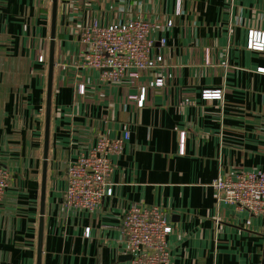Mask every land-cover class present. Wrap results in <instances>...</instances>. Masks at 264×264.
<instances>
[{
  "label": "crops",
  "instance_id": "0c3cea01",
  "mask_svg": "<svg viewBox=\"0 0 264 264\" xmlns=\"http://www.w3.org/2000/svg\"><path fill=\"white\" fill-rule=\"evenodd\" d=\"M135 19L155 23L163 72L112 84L81 67L84 27ZM52 20L53 0H0V163L11 176L0 264H122L133 205L165 210L168 264H264V218L212 185L264 170V51L248 48L249 31L264 33V0H57L42 214ZM125 133L112 195L93 212L67 209L69 163Z\"/></svg>",
  "mask_w": 264,
  "mask_h": 264
},
{
  "label": "built area",
  "instance_id": "2783aa9c",
  "mask_svg": "<svg viewBox=\"0 0 264 264\" xmlns=\"http://www.w3.org/2000/svg\"><path fill=\"white\" fill-rule=\"evenodd\" d=\"M179 3L181 0H177ZM155 23L143 19L118 21L108 26L96 22L81 31L80 52L82 68L101 72L104 82L118 84L125 78H138L141 74L163 72L162 54H153L151 33ZM172 22H168L170 27ZM164 45L165 41L162 40ZM248 48L264 51V33L254 30L248 34ZM44 56L39 61L44 62ZM163 87V77L155 81ZM81 94L84 89H79ZM204 100H222L221 90H206ZM184 143L185 134H181ZM129 134L111 140L100 138L89 154L79 156L67 168L65 206L67 209L96 211L106 197L112 195L108 178L112 172L111 156L122 152ZM9 170L0 163V204L10 187ZM218 198L240 210L264 218V170L240 171L231 176H221L213 182ZM127 254L130 259L122 264H168L170 253L168 237L172 233L165 210L159 206L133 205L122 221ZM89 234V232H86Z\"/></svg>",
  "mask_w": 264,
  "mask_h": 264
},
{
  "label": "water",
  "instance_id": "95a60500",
  "mask_svg": "<svg viewBox=\"0 0 264 264\" xmlns=\"http://www.w3.org/2000/svg\"><path fill=\"white\" fill-rule=\"evenodd\" d=\"M56 14H57V0H53V20H52V33H51V47H50V60H49V85H48V109H47V130H46V144H45V162H44V177H43V200H42V214H43V202L45 193V180L47 172V146H48V132H49V120H50V108H51V92L53 83V71L55 65V31H56ZM41 239L42 228L40 230V254H41Z\"/></svg>",
  "mask_w": 264,
  "mask_h": 264
},
{
  "label": "rangeland",
  "instance_id": "374dc122",
  "mask_svg": "<svg viewBox=\"0 0 264 264\" xmlns=\"http://www.w3.org/2000/svg\"><path fill=\"white\" fill-rule=\"evenodd\" d=\"M146 21V20H145ZM0 43H1V38H0ZM67 173V172H66ZM66 192V191H65ZM64 204H65V195H64Z\"/></svg>",
  "mask_w": 264,
  "mask_h": 264
}]
</instances>
